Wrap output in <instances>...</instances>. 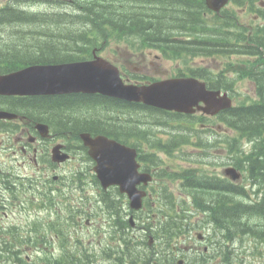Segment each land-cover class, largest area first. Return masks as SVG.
<instances>
[{"label":"trees","instance_id":"16d2710c","mask_svg":"<svg viewBox=\"0 0 264 264\" xmlns=\"http://www.w3.org/2000/svg\"><path fill=\"white\" fill-rule=\"evenodd\" d=\"M231 1L237 7L246 6L250 14L256 13L264 17V9L257 7L258 0ZM42 2L48 4L49 9L33 11L34 9L25 8L26 5ZM234 6L224 7L220 12L214 13L207 8L205 0H6L0 5V24L15 23L20 26L19 30H27L26 35L18 36L17 32L14 33L12 37L19 41H13L12 37L7 36L9 40L0 43V72L31 63H57L86 58L93 47L109 40H123L134 48L159 49L166 57L181 58L185 62L194 56L243 54L254 58L247 61L252 67L250 70L239 71L254 80L253 95L244 97L237 106L223 111L219 119L236 133L238 140L246 137L251 141L252 149L246 153L238 146L235 138L223 140L227 144L230 164L245 171V180L257 186L255 193L247 192L244 187H238L227 180L208 178L201 190L190 200H175L171 197L159 200L163 207L179 205L182 208L191 206L202 210L206 221L213 224L212 240L216 243L213 254L201 255L199 259L189 258L186 264H243L236 255L238 252L235 253L232 248L236 238L254 240L256 243L253 255L255 250L258 251V244L264 245V72L253 68L264 60L263 51H260V46L264 45V27H255L254 33L248 34L246 28L239 23L237 7ZM208 13L210 16H207ZM257 31L262 36L255 35ZM187 70L192 75L206 79L209 87L213 89L234 92L235 81L227 79L224 71L215 73L210 69L192 66H188ZM108 99L117 102L114 112L94 107L93 110L84 107L67 111L58 106L57 100L48 102L45 106L52 105V111L64 115H55V120L64 119L66 123H73V126L87 129L95 127L99 130H104L105 127H114L120 131L131 128L149 129L150 116L139 120L127 117L131 114L137 115L133 111L139 108L146 109L149 113L169 114L137 103ZM40 107L43 109L42 105ZM30 109L31 107H24L25 111ZM46 110L45 107L43 113ZM109 116L114 118L113 122ZM169 117L170 120L192 119L172 113L165 120L157 121L164 125ZM246 193V198H249L247 203L239 198L245 197ZM251 195L254 197L250 198ZM45 199L49 206L53 205L54 199ZM108 208L113 213L116 226L123 229L128 225L118 203L115 206L111 202ZM177 214L167 213L169 218L165 219L158 217L154 227L150 220L148 222L153 231L163 236L160 252L148 247L146 241L139 244L135 239L125 236L122 238L125 244L123 252L117 249L114 264H174V258L170 257L173 245L185 231V225L191 224L189 218L179 219ZM217 225L222 231H216ZM50 229L65 240L63 222L51 226ZM146 230L149 231L150 227ZM11 233L14 235V231ZM222 237L229 240L230 245H225ZM29 243V239L22 238L18 230L16 242L14 236L11 241L0 240V264H92L85 254L78 250L70 252L65 244L59 257L51 258L46 255L40 262H27L22 254L25 245L28 246ZM246 249L248 246H244L241 252Z\"/></svg>","mask_w":264,"mask_h":264},{"label":"rangeland","instance_id":"374dc122","mask_svg":"<svg viewBox=\"0 0 264 264\" xmlns=\"http://www.w3.org/2000/svg\"><path fill=\"white\" fill-rule=\"evenodd\" d=\"M6 0H0V4L5 3ZM48 4L46 3H39V4H31L26 5V9H35L44 11L49 9ZM47 8V9H46ZM238 11V21L239 23L245 28L249 26L252 28L254 25L253 22H250V16L247 15L244 7H237ZM241 12V13H240ZM207 16H210L208 13ZM253 23V24H252ZM262 22H258L257 24H261ZM252 24V26H250ZM264 25V23H263ZM17 27V35L24 34L25 32L19 30L20 26H17L15 23L10 24H2L0 25V36L2 37H12L14 34V28ZM24 28H27L24 26ZM18 30L20 32H18ZM12 39H16L12 37ZM17 40V39H16ZM14 41V40H13ZM19 41V40H17ZM118 46L123 48L125 47V43L119 42ZM116 45L115 43H110L105 47L103 51H99V54L111 61H114L115 64L120 65L119 60L122 62L128 63L129 67L126 70L127 73L137 72L140 69V74L144 73L145 75H150L154 79H161L166 77L174 76L178 73L177 69L180 68L184 70L183 64L179 60L166 58L161 56L156 51H151L148 54L149 50L143 51L144 53H136L133 49L130 51H124L118 49L116 52ZM158 55H160L158 57ZM248 56L247 55H231L227 57H215V58H203L200 56L194 57L193 62L190 60V64L196 66H206L212 69L215 73H219L224 71L229 80H234V86L236 89V93L234 94V103H238V101L242 100L246 96H252L253 91L251 87H254L253 83L249 80V78L244 75L243 73L239 72L241 69L243 70H250L252 67L248 64ZM118 61V62H117ZM152 61V63H150ZM254 69L262 68L264 70V63H261L258 66H254ZM126 73V74H127ZM242 76V77H239ZM138 115H135L134 118H138ZM153 117V116H152ZM210 121V124H213L216 128H218L219 132H226L230 137L234 136L235 133L229 131L224 125H222L217 118H207ZM215 133V132H214ZM241 139H246L244 137H240ZM240 147L246 153L249 150L248 141H243L240 143ZM184 151H189L192 148L189 145L183 146ZM218 150H212V154H219V155H226L225 151L221 149V147L216 148ZM154 155L160 156L161 158L166 160V163L169 164V169L164 164L163 165V172L159 178L162 181H166L170 183V189L178 194L180 191L176 186V174L174 176H170L168 173L171 169L177 170L179 166H185L186 163H181L173 159H169L166 157L165 153H154ZM73 162L69 163L68 166L71 168L73 166ZM211 168H208L210 172ZM214 171V170H213ZM218 174L222 173V168L215 170ZM175 172V171H174ZM173 172V173H174ZM178 172V171H177ZM244 178L242 179V181ZM165 182V183H166ZM50 182H38L36 185L35 193L28 189V183L21 188L22 191L26 192H19L18 195V203L17 205V215H10V221H13L14 217H17V228L19 229V235H22V238L31 239L32 243H29V246L26 247L24 256H27L30 260H36L40 262L42 257L48 255L51 258L59 257L62 254V246L65 244V248L71 252L78 250L85 254L92 264H95V261L99 264H107L108 261L107 256L104 254L105 250L112 245L117 246V242H115V238H112L111 235L114 234V231L110 228L108 220L110 219L106 213H103V208L100 209L99 205L96 203L94 197L98 196V191L96 186L93 183H85V189L82 191H70L67 188V185H64L61 191L65 192V197H60V201H57L58 206L56 205L49 206L44 200L45 195L44 192L49 188ZM76 184V183H74ZM60 185V182L57 186ZM77 186H82L81 183L76 184ZM155 185V182L151 184V186ZM158 186V185H157ZM156 186V187H157ZM179 186V184H178ZM161 188V187H160ZM156 188H154L155 191ZM159 189V188H158ZM34 190V189H33ZM184 193L186 191L182 190ZM55 193L58 194L60 191L55 190ZM31 196H33L31 198ZM67 205H73V215L69 212L66 208ZM20 207V209H19ZM83 208L85 214L82 215L78 220L79 214L76 212L78 208ZM57 212H59L57 214ZM73 217V220L71 218ZM70 218V219H68ZM86 219L89 221L85 222ZM72 221V222H71ZM59 222L64 223V237L65 240L62 238L57 237L56 234L53 232L51 227L54 224H58ZM76 222H79L76 224ZM47 224H52L48 226ZM131 231V230H130ZM23 232V233H22ZM27 235V236H26ZM46 240V245L43 244L42 239ZM246 241V242H245ZM255 241L249 242L244 238V240L236 241L233 246L237 249V257L242 260L243 264H264V245L258 244V251L255 250V255L252 254L254 251ZM258 243V242H257ZM33 244V245H32ZM257 245V244H256ZM244 246H248L246 251L241 252ZM251 246V247H250ZM72 248V249H71ZM92 251L95 253L94 256ZM262 252V253H259ZM113 255V254H111ZM100 260V261H99ZM107 260V261H104ZM174 259V263H175ZM112 264V261H110Z\"/></svg>","mask_w":264,"mask_h":264},{"label":"flooded vegetation","instance_id":"af4514ba","mask_svg":"<svg viewBox=\"0 0 264 264\" xmlns=\"http://www.w3.org/2000/svg\"><path fill=\"white\" fill-rule=\"evenodd\" d=\"M119 62L127 68L128 63H124L121 60ZM123 74L125 75L124 72ZM53 100H57L58 106L67 111L84 107L93 110L92 108L94 107L99 109L105 108L106 110H110V112H114L115 104H117V102L97 94L77 93L55 96L0 95V109L13 115L12 118L0 119L1 232L15 230V235H17V217H14L13 221H10L9 216L17 215V205H19L17 200L18 195L20 191L21 193L26 192L22 191L21 188H24L27 183L28 189L35 193L38 182H53L54 186H57L58 182H60L62 188L64 185H67L68 188L70 182H92L93 172L90 171L89 167L84 166L90 157L88 155V148L84 145L81 138L82 132H89L91 136L103 134L134 147L137 151L139 171L152 175L151 182H148L146 185H139V188L147 190L149 194L155 192L154 188L158 191V188L164 187V183L162 182H166H161V178H159V176L164 174V169L158 164H163L164 161L151 159L152 153H150V150H152L154 145L148 139V135L144 134L143 130L131 128L126 131H120L114 127H105L104 130H99L95 127L87 129L81 126H73V123H66L64 119H54L55 115L60 117L63 114H57L52 111V105L45 106V104L53 102ZM39 102L41 104L37 105ZM41 105L43 109L47 108L46 113H43V109H40ZM24 107L32 108L25 111ZM109 119L111 122L114 120L112 116H109ZM39 122L46 123L48 128L38 129L36 124ZM64 153L69 155V159L66 161H57L55 159V155L61 156ZM70 162L74 163L71 168L68 166ZM191 162V160L188 161L189 164ZM90 164L93 165V162L90 161ZM166 166L169 169V166ZM182 175H185L184 172ZM93 177L95 178V176ZM177 180L180 182L177 184L183 187L182 183L185 182V178L181 177L177 178ZM153 182H155V185L152 188L151 184ZM60 186H57V188L59 189ZM166 187L170 189L169 182ZM110 190H116V188L112 187ZM144 232L146 233V231ZM120 233L132 235L133 232L128 229L121 230L119 233H116V236ZM11 237L10 233H1L0 240L6 238V240L11 241ZM112 238L115 237L112 236ZM16 241L17 238L15 236Z\"/></svg>","mask_w":264,"mask_h":264},{"label":"water","instance_id":"95a60500","mask_svg":"<svg viewBox=\"0 0 264 264\" xmlns=\"http://www.w3.org/2000/svg\"><path fill=\"white\" fill-rule=\"evenodd\" d=\"M205 2L210 9L218 12L228 0ZM80 92L100 93L186 113L201 109L214 114L232 106L227 93L221 95L219 90L207 89L205 82L192 76L155 81L149 85L124 84L118 68L101 57L87 61L29 65L0 75L1 94L58 95ZM7 116L11 115L0 111V118ZM37 126L46 128L42 123ZM83 139L89 147L90 156L96 161L94 169L101 184L104 187L120 185L121 191L129 195L130 206L140 208L144 192L135 188L141 177L133 170L130 154L134 158V152L103 136L91 138L88 134H83ZM64 157L65 155L60 159ZM226 171L232 178L239 176L234 169Z\"/></svg>","mask_w":264,"mask_h":264},{"label":"bare ground","instance_id":"6f19581e","mask_svg":"<svg viewBox=\"0 0 264 264\" xmlns=\"http://www.w3.org/2000/svg\"><path fill=\"white\" fill-rule=\"evenodd\" d=\"M43 3V2H42ZM29 10H32V9H29ZM33 11H36L35 9L33 10ZM0 25H2V24H0ZM15 32H17V27L16 28H14V32H12V34H14ZM5 38H7V36L5 37ZM4 61V60H3ZM6 62V61H5ZM16 62V61H15ZM10 63V62H9ZM12 64V63H11ZM11 64H10V66H11ZM5 65V64H4ZM11 68V67H10ZM251 183H249V186H250V190H246L247 192H252V194H254L255 193V189H257V186L256 185H254V184H251ZM236 185V184H235ZM238 187H243V185H237ZM247 194V193H246ZM245 197H239L240 198V200L242 199V200H244V202H248V200H249V198H246L247 196H248V194L247 195H244ZM252 197H254V195H251V197L250 198H252ZM112 208H113V206H112ZM212 209V208H211ZM125 220V219H124ZM126 222V221H125ZM125 225V224H124ZM123 226V225H122ZM215 229H216V231H222V230H220V228L218 227V225L215 227ZM146 230V229H145ZM147 231V230H146ZM23 233V232H22ZM16 236V238H17V235H15ZM22 236V235H21ZM27 236V235H26ZM218 236H221V235H218ZM19 237V236H18ZM20 238V237H19ZM226 239V238H225ZM222 240V239H221ZM235 240H239L238 238H236ZM217 241V240H216ZM220 241V240H219ZM240 241H242L241 239H240ZM221 242V241H220ZM225 242V241H224ZM32 243V242H31ZM223 243V242H222ZM218 244V243H217ZM220 244V243H219ZM225 244V243H224ZM223 244V245H224ZM33 245V244H32ZM226 245V244H225ZM220 246V245H219ZM222 246V245H221ZM143 248V247H142ZM234 252L235 253H237V249L235 248V250H234ZM25 253V252H24ZM24 256V255H23ZM170 257H173L174 259H177V261H178V258H179V256H177L176 255V253L175 252H173V253H171L170 254ZM6 258H7V256H6ZM182 258H183V263L182 264H186L187 263V259H189V258H196V259H199L198 257H196V256H194V255H182ZM5 260V259H4ZM8 260V259H7ZM10 261V260H9ZM100 261V260H99ZM174 261V260H173ZM202 261V260H201ZM8 262V261H7ZM93 263V262H92ZM95 264H99V263H97V261H95ZM174 264H177L176 262L174 263Z\"/></svg>","mask_w":264,"mask_h":264}]
</instances>
